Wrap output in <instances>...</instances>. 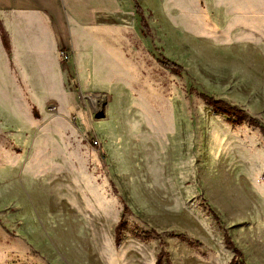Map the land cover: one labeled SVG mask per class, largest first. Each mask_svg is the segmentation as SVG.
<instances>
[{"label": "rangeland", "instance_id": "1", "mask_svg": "<svg viewBox=\"0 0 264 264\" xmlns=\"http://www.w3.org/2000/svg\"><path fill=\"white\" fill-rule=\"evenodd\" d=\"M141 4L150 32L102 36L127 61L100 49L109 61L92 71L107 84H74L93 93H47L14 67L20 93H0V264H157L163 249L160 264H229L226 233L264 264V131L253 122L264 126V0ZM87 30L72 40L92 45Z\"/></svg>", "mask_w": 264, "mask_h": 264}, {"label": "crops", "instance_id": "2", "mask_svg": "<svg viewBox=\"0 0 264 264\" xmlns=\"http://www.w3.org/2000/svg\"><path fill=\"white\" fill-rule=\"evenodd\" d=\"M144 1L139 0L140 4ZM139 16L133 0H0V82L9 83L0 93H20L16 84L18 78L14 79L16 66L23 67L22 73L29 82L47 83V90L43 89L47 93H93L77 91L74 84L90 82L92 88L99 87L98 83L107 84V81L101 82V75L92 71L93 67L109 59L117 64L127 61L124 45L105 44L102 36L131 33L135 23L136 31L141 23V17L137 20ZM85 27L97 39L92 45L72 40L73 33L77 38ZM102 48L112 49L113 57L107 59L100 53ZM61 50L69 53L76 50L74 58L81 72L75 77L69 61L61 58ZM84 65H90L93 75L82 73ZM40 75L44 78H39ZM91 79H95L96 85ZM103 88L115 90L118 87Z\"/></svg>", "mask_w": 264, "mask_h": 264}, {"label": "trees", "instance_id": "3", "mask_svg": "<svg viewBox=\"0 0 264 264\" xmlns=\"http://www.w3.org/2000/svg\"><path fill=\"white\" fill-rule=\"evenodd\" d=\"M133 1H134V5H135L136 12L141 17V24L143 26V34L144 33L147 34V33L150 32V27H149V23H148L145 15H144V9H143L142 5L140 4L139 0H133ZM160 62L163 64V66L171 69L173 72L177 73L178 75H180L181 73H183V66L182 65L177 64L176 62H174L173 60L167 58L164 55H162L160 57ZM210 103L211 104H214L216 106V108H218L221 105H223V102L221 100H216V101H211L210 100ZM238 113L244 114V112L242 110H239ZM253 122L255 123V125L259 126L264 131V126L263 125L261 126V124L256 119H254ZM129 212H130V210L126 206L125 207L124 214L129 213ZM123 224H124V221L121 220L118 229H121V226ZM171 235H173V236H175V237H177V238H179L181 240H187V239H189L188 235L186 233H183V232H171ZM119 239H120V236H119ZM225 240H226L227 244L230 247H232V249L234 251V256L232 257V259L229 262V264H249L245 260L244 255H243L241 249L233 243V240L231 239L230 236H228L227 233L225 234ZM166 255H167V251L163 249L159 253L157 264H160L161 261H162V259H163V257L166 256Z\"/></svg>", "mask_w": 264, "mask_h": 264}, {"label": "built area", "instance_id": "4", "mask_svg": "<svg viewBox=\"0 0 264 264\" xmlns=\"http://www.w3.org/2000/svg\"><path fill=\"white\" fill-rule=\"evenodd\" d=\"M61 56L63 57L64 60H68L69 59V54L66 51H62V55ZM95 143L98 144V141L95 140Z\"/></svg>", "mask_w": 264, "mask_h": 264}]
</instances>
